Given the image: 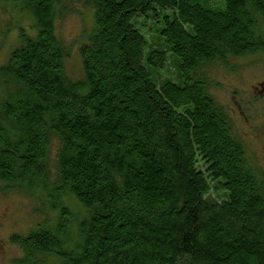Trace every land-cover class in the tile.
<instances>
[{"label": "trees", "instance_id": "16d2710c", "mask_svg": "<svg viewBox=\"0 0 264 264\" xmlns=\"http://www.w3.org/2000/svg\"><path fill=\"white\" fill-rule=\"evenodd\" d=\"M61 1L22 0L33 34L0 67V183L54 219L10 237L18 264H264V178L203 73L264 54V0H83L78 80Z\"/></svg>", "mask_w": 264, "mask_h": 264}, {"label": "rangeland", "instance_id": "374dc122", "mask_svg": "<svg viewBox=\"0 0 264 264\" xmlns=\"http://www.w3.org/2000/svg\"><path fill=\"white\" fill-rule=\"evenodd\" d=\"M21 2L0 0V67L19 43L18 30L23 28L33 34L32 21L22 10ZM92 26V7L83 0L61 1L56 34L69 51L65 67L72 80L82 78L78 48L86 41L85 35ZM203 73L209 82L210 94L228 115L248 160L264 178V54L229 58L226 63L214 61L205 66ZM162 76L175 80L173 67ZM57 149L58 143L53 140L49 150L52 168ZM65 203L76 216L83 214L73 198L65 197ZM45 219L54 220L43 192L0 183V264H18L22 252L10 237L27 234Z\"/></svg>", "mask_w": 264, "mask_h": 264}]
</instances>
